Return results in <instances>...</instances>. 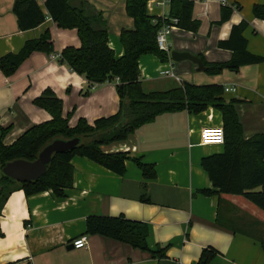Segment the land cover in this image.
Returning a JSON list of instances; mask_svg holds the SVG:
<instances>
[{"label":"crops","instance_id":"crops-1","mask_svg":"<svg viewBox=\"0 0 264 264\" xmlns=\"http://www.w3.org/2000/svg\"><path fill=\"white\" fill-rule=\"evenodd\" d=\"M14 1L0 0V58L16 54L45 32L51 36L54 53H32L11 76L0 71V129L10 128L2 143L10 145L30 127L51 120L48 112L33 104L46 89L61 100V114L70 128L80 119L92 125L114 115L119 108L117 80L91 85L60 59L66 47H80L76 30L58 28L45 10V0H35L45 21L20 31L12 12ZM80 1L92 13L101 14L108 45L121 57L120 32L133 29L124 0ZM188 1L199 27L196 32L175 27L168 38L173 52L189 53L207 63L227 62L232 52L218 43L244 21L247 51L263 55L264 21L253 16L252 7L264 5V0ZM223 8L231 9V14L220 23ZM146 9L152 18L168 13V8L162 10L152 1ZM139 70L143 91H165L184 82L229 89L223 98L235 101L244 139L264 133V63L243 66L236 73L208 75L190 61L161 62L146 55L139 60ZM164 71L173 76L162 75ZM221 124V114L212 108L198 115L163 114L125 141L101 147L104 153L127 156L123 176L73 157L72 187L63 198L50 191L32 196L13 191L0 213V264H197L205 248L217 253L210 264H264V211L243 196L216 194L200 166L203 157L222 152V146L200 144L201 129ZM135 159L153 166L156 177L145 179ZM201 190L214 193L205 196ZM254 191H264V185ZM95 215L144 223L147 247L164 249L165 257L153 258L127 244L85 234L86 218ZM81 236H86V247L74 249L72 242Z\"/></svg>","mask_w":264,"mask_h":264},{"label":"trees","instance_id":"trees-1","mask_svg":"<svg viewBox=\"0 0 264 264\" xmlns=\"http://www.w3.org/2000/svg\"><path fill=\"white\" fill-rule=\"evenodd\" d=\"M150 0H124L126 15L133 20L132 30H122L119 42L123 55L116 57L108 45V32L99 13H92L88 5L77 0H45L44 7L49 18L60 29L76 30L80 47H66L59 54L71 71L82 76L91 85H100L116 79L118 111L109 117L100 118L89 125L84 119L78 120L70 128L62 117V103L55 94L44 90L34 99L33 104L51 116V120L34 125L20 135L12 144L4 145L2 139L10 128L0 129V213L8 196L21 190L26 196L50 191L57 198H63L65 191L72 187L73 157L86 158L114 174L123 176L127 156L123 153H104L101 147L114 142L125 141L137 129L151 124L163 114L187 112L198 115L208 108L221 114L224 130L222 152L203 157L201 168L207 173L216 194L243 196L264 211V191L255 192L264 185V133L244 139L242 127L234 109V100L223 98L224 89L220 85H194L184 82L179 87L145 92L142 89L139 60L151 55L161 62L169 56L158 49L156 34L166 21L150 17L146 5ZM12 12L20 31L40 26L45 15L35 0H15ZM231 9L223 8L220 23L227 21ZM255 18L264 21V5L252 7ZM168 16L178 20L177 28L196 32L199 22L192 17V2L170 0ZM247 22L233 26L229 38L220 41L218 47L232 52L229 61L207 63L202 58L204 72L218 75L223 71L236 73L243 66L264 63L263 55L247 51V41L243 33ZM34 52L51 55L54 45L51 36L45 32L38 39L27 41L16 54L0 58V71L11 76L17 68ZM78 138L76 147L65 153H54L47 165L46 173L37 180L18 183L2 173L5 164L24 160L33 162L39 153L55 140ZM145 179L156 177L153 166L133 160ZM205 196L214 192L201 190ZM85 234L101 235L127 244L132 248L148 252L153 258H164V249L149 250L146 244L147 226L124 216H88L85 220ZM217 253L211 248L202 250L197 264H210Z\"/></svg>","mask_w":264,"mask_h":264},{"label":"water","instance_id":"water-1","mask_svg":"<svg viewBox=\"0 0 264 264\" xmlns=\"http://www.w3.org/2000/svg\"><path fill=\"white\" fill-rule=\"evenodd\" d=\"M172 62L190 61L197 66L198 71H204L203 62L197 56L185 52H170ZM79 139L72 140H55L48 144L33 162L24 160H15L5 164L2 173L8 178L18 182L26 183L42 177L46 173L47 165L51 161L54 153H65L73 150L78 144Z\"/></svg>","mask_w":264,"mask_h":264},{"label":"built area","instance_id":"built-area-1","mask_svg":"<svg viewBox=\"0 0 264 264\" xmlns=\"http://www.w3.org/2000/svg\"><path fill=\"white\" fill-rule=\"evenodd\" d=\"M152 1L156 7L168 8L170 0H150ZM149 2V1H148ZM156 19H160L163 22L167 23L162 25V27L158 30L156 34V44L159 50L166 52L170 59V47L171 44L168 43V38L171 35L172 31L178 24V20L175 18H170L168 13L162 14L159 18H154L153 22ZM55 57V56H54ZM162 75L173 76L169 71L161 72ZM229 89H225L224 91H228ZM224 143V130L222 124L219 126H207L201 129L200 132V144L202 146H222ZM72 246L74 249H82L86 247V236H81L75 239L72 242Z\"/></svg>","mask_w":264,"mask_h":264},{"label":"rangeland","instance_id":"rangeland-1","mask_svg":"<svg viewBox=\"0 0 264 264\" xmlns=\"http://www.w3.org/2000/svg\"><path fill=\"white\" fill-rule=\"evenodd\" d=\"M168 43H169V40H168ZM170 51L169 52H173V48L172 47H170V49H169ZM175 63V62H174ZM176 63H178V62H176ZM171 81L173 82L174 80L173 79H171ZM145 92H148L147 90H144Z\"/></svg>","mask_w":264,"mask_h":264}]
</instances>
